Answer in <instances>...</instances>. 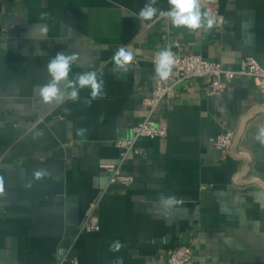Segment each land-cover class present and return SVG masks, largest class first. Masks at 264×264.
Segmentation results:
<instances>
[{
	"label": "crops",
	"instance_id": "1",
	"mask_svg": "<svg viewBox=\"0 0 264 264\" xmlns=\"http://www.w3.org/2000/svg\"><path fill=\"white\" fill-rule=\"evenodd\" d=\"M147 2L0 0V264H113L117 256L166 264L184 244L193 247L191 264H264V145L253 139L264 95L252 78L238 76L216 96L202 80L178 85L153 117L168 137L140 140L141 154L123 164L134 183L112 184L103 168L120 161L115 142L148 115L155 53H193L226 69L252 57L264 67V0H218L225 23L211 31L141 21ZM129 44V70L114 72L115 51ZM58 52L78 54L70 78L103 66L106 97L89 105L85 88L76 101L43 103L39 89ZM227 132L235 137L223 160L212 139ZM38 168L50 174L37 181ZM162 195L181 199L178 210L164 213ZM95 202L101 230L81 234ZM116 240L125 247L113 253Z\"/></svg>",
	"mask_w": 264,
	"mask_h": 264
},
{
	"label": "clouds",
	"instance_id": "2",
	"mask_svg": "<svg viewBox=\"0 0 264 264\" xmlns=\"http://www.w3.org/2000/svg\"><path fill=\"white\" fill-rule=\"evenodd\" d=\"M170 8L162 10L155 7L157 0H148L138 13V18L141 21L156 22V19L170 20L174 27H186L189 30L205 29L211 31L214 26L223 25L225 23L223 17L204 11L203 6L205 0H168ZM44 19V16L41 17ZM151 25H149L150 27ZM42 33L47 32V28L43 25H37ZM157 61L155 66V74L161 80H167L172 74L173 67L176 63L175 57L170 50H163L156 54ZM78 54H65L58 52L53 57L48 65L47 71L50 75L48 83L40 87L39 95L45 104L63 105L67 101H76L79 99L80 91L88 88L90 89V99L87 101L91 105L92 101L96 99H103L106 97L104 91L103 66L100 69L77 73L74 78H70L72 66L78 61ZM134 59V52L129 45L120 47L115 51L112 57L114 64L113 71L127 72L129 65ZM65 111H68L65 109ZM87 129H77V135H84ZM253 139L259 144L264 145V125H260L258 131L253 136ZM48 169L38 168L32 173L35 180H42L49 175ZM4 176L0 175V196L4 195ZM26 187H31L27 184ZM182 203L174 195L160 196L159 206L164 213H169L173 210H178V205ZM125 247L124 243L119 240L113 241L109 245V251L113 253L120 252ZM113 264H124L122 256H117Z\"/></svg>",
	"mask_w": 264,
	"mask_h": 264
},
{
	"label": "built area",
	"instance_id": "3",
	"mask_svg": "<svg viewBox=\"0 0 264 264\" xmlns=\"http://www.w3.org/2000/svg\"><path fill=\"white\" fill-rule=\"evenodd\" d=\"M204 7L217 15L218 0H205ZM157 53L152 59L154 67ZM172 53L176 63L171 76L167 80H161L158 77L151 93L143 99V104L148 110L146 119L132 129L129 138L115 142V146L121 150L120 161L117 164L103 166L110 172L112 184L131 185L134 183V177L124 175L122 168L129 156L141 154L142 149L138 145L140 140H164L168 137V128L154 122L153 117L163 101H169L174 97L175 88L178 85L192 79L202 80L206 85L207 95L216 96L224 93L229 83L238 76H247L253 79L256 87L264 95V67L252 57L244 58L238 69H226L221 63L207 60L197 54ZM234 137V132H227L212 139L214 147L221 152L223 160L231 156ZM100 230L99 204L95 202L91 205L89 214L81 225L80 233H94ZM193 258V247L184 244L171 252L166 264H191ZM72 264H78V262L75 260Z\"/></svg>",
	"mask_w": 264,
	"mask_h": 264
}]
</instances>
